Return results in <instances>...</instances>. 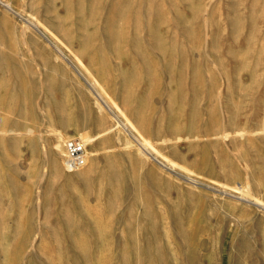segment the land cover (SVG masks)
I'll return each mask as SVG.
<instances>
[{
	"label": "rangeland",
	"instance_id": "obj_1",
	"mask_svg": "<svg viewBox=\"0 0 264 264\" xmlns=\"http://www.w3.org/2000/svg\"><path fill=\"white\" fill-rule=\"evenodd\" d=\"M7 1L0 264H264V0Z\"/></svg>",
	"mask_w": 264,
	"mask_h": 264
},
{
	"label": "bare ground",
	"instance_id": "obj_2",
	"mask_svg": "<svg viewBox=\"0 0 264 264\" xmlns=\"http://www.w3.org/2000/svg\"><path fill=\"white\" fill-rule=\"evenodd\" d=\"M0 3L2 5H4V7L9 11H12V12L17 11L13 7V5H11L7 0H0ZM90 84H92V86H96L93 84V81H90ZM95 96L97 97V99H99V102H102L104 104V106H106V108L111 109V106L109 105V103H107L108 100L104 97L103 92L99 88H96ZM99 108L101 110L102 105H99ZM122 122H123L124 128L131 129V126L129 125V123H127L125 121H122ZM110 129H111V127H108V128H105V129H103L99 132L93 133V134L92 133H85V132H87L88 129L84 130V126H77L75 128V133H73V134H69V133L65 134V133H63V131H61L62 129L55 130V132L53 134L55 140H54L53 147L51 150V154L54 156L53 159H54L55 170L60 171L61 162H63L62 161L64 159L63 156L65 155V150L63 149V145H64L63 144V137L68 136V138H70V137L75 136V135L81 136V139L87 145V150L85 152V161H86L88 156H92L94 154V152L96 151L97 140L100 137H102L105 133H107ZM134 136H135V138H136V140H137V142L141 148H143V149L149 148V141L146 138H143L139 134H136V133L134 134ZM68 138H66V140ZM65 141H64V143H65ZM82 166H84V164ZM81 167L77 168L76 170L80 169ZM75 173H78V172H75ZM186 177L189 179H193L191 176H186ZM193 180H195V179H193ZM258 205H261V207L264 208V205L262 203H258Z\"/></svg>",
	"mask_w": 264,
	"mask_h": 264
},
{
	"label": "built area",
	"instance_id": "obj_3",
	"mask_svg": "<svg viewBox=\"0 0 264 264\" xmlns=\"http://www.w3.org/2000/svg\"><path fill=\"white\" fill-rule=\"evenodd\" d=\"M64 150V165L68 171H74L85 164L86 144L80 137L68 138Z\"/></svg>",
	"mask_w": 264,
	"mask_h": 264
},
{
	"label": "crops",
	"instance_id": "obj_4",
	"mask_svg": "<svg viewBox=\"0 0 264 264\" xmlns=\"http://www.w3.org/2000/svg\"><path fill=\"white\" fill-rule=\"evenodd\" d=\"M82 123H77L76 125L70 124V125L64 126V127H62L61 131H63V133H65V134L66 133L73 134V133H75V128L77 126H84ZM85 129H88L87 132H85V133H92L91 130L89 128H87L86 126H84V130ZM86 150H87V145H86Z\"/></svg>",
	"mask_w": 264,
	"mask_h": 264
}]
</instances>
